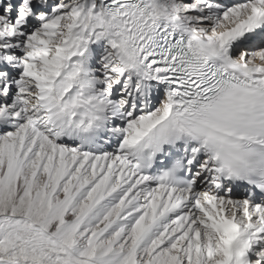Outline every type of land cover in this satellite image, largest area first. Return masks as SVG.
<instances>
[{"label":"snow or ice","instance_id":"6c2138e0","mask_svg":"<svg viewBox=\"0 0 264 264\" xmlns=\"http://www.w3.org/2000/svg\"><path fill=\"white\" fill-rule=\"evenodd\" d=\"M0 264H264V0H0Z\"/></svg>","mask_w":264,"mask_h":264}]
</instances>
